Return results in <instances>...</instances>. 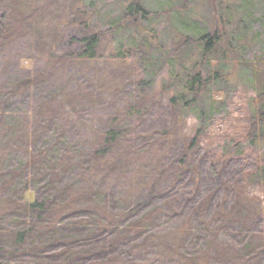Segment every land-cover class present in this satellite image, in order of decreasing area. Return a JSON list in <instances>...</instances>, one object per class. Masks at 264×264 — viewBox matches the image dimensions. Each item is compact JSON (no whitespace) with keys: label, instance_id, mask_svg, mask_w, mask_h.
<instances>
[{"label":"rangeland","instance_id":"obj_1","mask_svg":"<svg viewBox=\"0 0 264 264\" xmlns=\"http://www.w3.org/2000/svg\"><path fill=\"white\" fill-rule=\"evenodd\" d=\"M182 1L143 0L147 20L139 21L137 32L121 36L124 27L114 29L123 8L118 0H0V22L6 27L0 38V162L7 156L0 171L10 175L9 169H19L34 156L42 180L58 173L55 182L68 189L62 200H54V190L45 195L52 208L48 214L31 215L37 231L30 243L18 247V253L12 252L9 241L1 243L3 264H28L30 256L21 253L32 254L33 245L44 250L53 237L66 244L82 243L79 248L61 247L59 254L48 253L58 255L56 264L72 259L73 264L82 263L100 249L92 240L94 227L102 230L110 225L116 228L109 257L118 259V264H130V260L133 264H187L204 258L210 259L207 264H238L236 259L243 255L247 264H263V259L248 256L257 240L252 239L254 246L247 249L231 251L236 245L228 243L223 232L202 236L192 230L196 214L187 212L188 205L182 206L189 203L192 192L183 179L196 166L195 152L187 150V145L202 124L195 112H183L178 124L167 112L166 88L180 69L177 60H169L158 74V65L144 57L146 51L157 50L160 42L169 48L178 33L196 37L194 31H205L211 17L207 2L192 0L187 12L193 13V24L182 26L177 11ZM93 34L100 41L94 59L87 61L81 58L82 40ZM117 50L125 53L124 60ZM249 69L237 65L238 71L233 70L213 96L222 105L212 122L204 125L208 135L200 140V147L214 155L212 161L228 159L222 153L230 147L249 159L257 155L258 166L264 163V140L250 144L246 138L252 100L264 84V75L251 81ZM110 131L118 133L116 141L106 140ZM24 136L35 138L32 148L24 143ZM65 154L71 162L67 170ZM179 158L181 164L176 163ZM206 168L207 162L202 169ZM12 183L16 187L0 188V213L11 208L8 199L28 203L38 196L36 186L25 184L24 177L17 176ZM0 184L5 185L2 179ZM241 193L249 195L256 212L264 215V188L249 184ZM139 203L144 207L134 211ZM147 212L154 215L145 223ZM175 214L181 218H171ZM0 220L1 226L15 224L8 215ZM201 221L208 229L217 227V223L212 227L211 221ZM140 222L145 228L126 230ZM179 229L183 234L174 235ZM173 248L177 254L168 252ZM226 251L239 257L218 256ZM48 255L43 264L53 263Z\"/></svg>","mask_w":264,"mask_h":264},{"label":"trees","instance_id":"obj_2","mask_svg":"<svg viewBox=\"0 0 264 264\" xmlns=\"http://www.w3.org/2000/svg\"><path fill=\"white\" fill-rule=\"evenodd\" d=\"M191 1L183 0L182 5L177 8L180 18L183 19L179 23L182 26L193 24V21H191L193 13L187 12L188 4ZM201 1L207 2L211 13L210 21L204 27L206 28L205 31L204 29L202 31H194L193 34L196 37H187L186 35L178 33L179 35L171 38L169 48H165L161 42L158 44V49L153 50L154 52H158V57H154V52L148 54L149 51H146L145 55H143L144 57H149L150 61L148 63L158 65V74L162 72L169 60H177L180 69L176 72L174 79L169 82L166 88V91L169 92V95H167V112L174 124L182 121L183 116L181 115L183 112L184 114L195 112L199 123L203 125L199 126L189 141L190 143L187 145V150L195 152L193 156L196 166L190 171L191 173L189 172V176L185 175L183 179L187 181L186 183H188V186L192 190L189 203L182 204L184 207L188 205L186 210H188L187 212L189 214L190 211L196 214L193 219L195 227L192 230L202 236H208L207 233L219 234L223 232V236L227 238L228 243L236 245L231 251L241 250V248L247 249V245L254 246L251 240L255 239L258 241L259 246L257 245L256 247L255 245L251 249V251L253 250L252 254L248 256L254 261L256 258L259 260L263 259L262 263L264 264V215L260 210L256 212L255 205H251L254 201L253 199H249V195L242 196L243 193H241V190L245 189L249 184H253V186L257 185L260 190L264 188L263 161H260L261 164L258 166L259 157L257 155L253 157L254 159H249L242 152H233L234 149L224 147L225 152L222 155L228 154L229 158L219 163L212 161L213 154H208V152L200 147L201 138L208 135L205 134L206 129L204 125L207 122H212L215 112L222 105L221 102L215 101L213 98L219 91L217 88L219 84L229 80L233 75L232 71L236 70V66L241 64L246 67L250 66L251 81L255 77L264 75V0ZM118 2L123 5V8L118 15L117 22L114 24V29L117 30L124 27L121 36L125 32H137L139 30V21L147 20L149 16L148 11L143 5V0H118ZM166 12L167 16H169L171 10ZM5 29L6 27L3 22H0V38L3 36ZM99 38L97 34H93L82 40V59H86L87 61L94 59L95 50L100 41ZM131 48L129 47V49ZM163 52H165V55ZM117 54L121 55L122 60L126 58L125 53L122 55L119 50H117ZM212 62H214L213 65H211ZM256 62L258 65H256ZM259 80L257 78V82ZM255 92L256 94L251 105L252 115L248 123L246 135L248 143L250 144H256V142L264 140V84ZM215 104L216 106H214ZM2 117L3 114L0 115V120ZM106 137L108 142L116 141L118 133L110 131L106 134ZM23 138L24 143L29 148H32L35 138L32 139L25 136ZM41 155L42 153L36 156L37 160ZM3 158L4 160L0 164L6 162L7 156ZM62 160L66 166L64 170L69 169L68 166H70L71 162L66 157V154L62 156ZM181 161L182 159L179 158L176 163L181 164ZM205 162H207L206 170L202 169ZM5 165L8 164L5 163ZM185 165L183 164L182 166L185 167ZM177 167L180 168L181 166ZM9 173L10 175L7 172L0 171V179L5 183V185L0 184V188L7 189V186L9 188L14 187L15 184L12 181L19 176L21 178L24 177V182L28 186L30 183L34 184L36 186V193H38L37 198L28 203H23L20 199L15 201L8 199L6 203H10L11 208L8 207L5 213H0L2 217L8 215V218H11L12 222L15 223L11 226L3 224L1 226L0 224V245L4 241H9L13 246L12 252L14 250V253H18V247L30 243L32 240L31 235L37 231L35 225L31 224V215L38 217L40 214H48L47 210L49 212L52 208L50 206L52 202H49L48 198H44L45 195L54 190V200H62V198L67 197L68 189L67 186H61L63 185L61 181H58V183L55 182L57 181L55 179L58 173H53L52 179L46 182L45 179L42 180V176L39 175L40 173H38L37 167L35 166L34 156L29 158V161L26 160L24 163H21L19 169L17 167L9 169ZM6 177L9 178L5 180ZM243 179L246 180L244 181ZM16 184L21 186L20 182ZM142 207L144 205L139 203L133 207V210L138 211ZM59 210L65 211V207H59ZM55 211H58V208H55ZM153 215V212H147L144 215L146 217L143 219L144 222L147 223L148 219L150 220ZM171 218H181V216L175 214ZM201 219L211 221L212 227L214 223H217V227L214 230L213 228L208 229L206 223H202ZM2 220L3 223L7 221L5 219ZM140 224L142 222L137 223L134 227L128 226L129 228L127 227L126 230L129 229L128 231L134 232L135 230L133 228H145ZM48 226L50 225L47 224L46 227ZM115 228L114 225L105 226L102 230L94 227L93 233L95 234H93L92 240H96L100 249L97 252L94 251V258H91L90 255L87 261L79 264H90L91 262L93 264H118V259L109 257V253L113 249L111 248L113 241H110V238L112 233H115ZM181 233L183 234V232ZM181 233L179 229L175 231L174 235L178 234L180 236ZM51 243L44 250L39 247L38 249L37 246L33 245L30 249L32 254L28 252L21 254L24 257L30 256L26 260L28 264H43L45 257L47 259L46 255L48 253L59 254L61 247H64L63 249L65 250L69 246L74 248L77 245L76 248H79L82 244L81 242L78 244H66L65 241L61 242L54 237ZM146 245L148 244L146 243ZM168 252L177 254L175 248L168 250ZM220 253L218 256L230 254L233 257H239L238 253H236L237 255H233L229 251H226V254L220 255ZM121 254L124 257L126 252L124 251ZM245 257L246 255H243V259H236L238 264H247ZM3 258L5 259L4 256H0V264H3ZM57 258L58 255L57 257H50L48 255V259L53 260L50 261L53 262L52 264H56ZM215 258L217 257L213 256V259ZM209 260L204 258L200 259V263H196L194 260L186 262L187 264H207ZM74 261L73 259L59 261L58 264H73ZM94 261L97 262L95 263ZM130 264H133V261L130 260Z\"/></svg>","mask_w":264,"mask_h":264}]
</instances>
